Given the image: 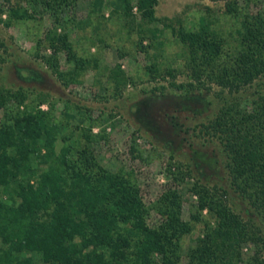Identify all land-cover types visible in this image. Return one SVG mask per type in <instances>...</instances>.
<instances>
[{
  "label": "trees",
  "instance_id": "16d2710c",
  "mask_svg": "<svg viewBox=\"0 0 264 264\" xmlns=\"http://www.w3.org/2000/svg\"><path fill=\"white\" fill-rule=\"evenodd\" d=\"M52 1L60 5L62 0ZM157 1L136 0L141 19L155 20ZM224 1L225 11L236 13L234 2ZM117 3L130 13V0ZM9 10L13 16L27 13ZM241 24L231 51L218 33L177 29L193 80L199 82L204 74L207 85L213 82L234 93L264 76V4L260 12L244 15ZM45 37L53 51L65 52L73 75L87 66L66 32L54 28ZM112 71L117 78L119 65ZM0 107V264H34L33 253L43 264L180 263L181 238L193 224L181 217L177 188L158 195L159 219L150 223L134 185L95 161L85 143L58 135L48 111L30 105L21 88L0 89ZM200 129L221 144L230 188L264 219V92L245 103L235 95L224 98ZM38 163L45 166L38 170ZM170 172L178 181L188 173L179 166ZM192 189L208 217L191 215L202 226L183 264H264L260 227L233 208L225 189L198 181Z\"/></svg>",
  "mask_w": 264,
  "mask_h": 264
},
{
  "label": "rangeland",
  "instance_id": "374dc122",
  "mask_svg": "<svg viewBox=\"0 0 264 264\" xmlns=\"http://www.w3.org/2000/svg\"><path fill=\"white\" fill-rule=\"evenodd\" d=\"M48 1L52 8L45 0H0V89L21 88L30 105L48 111L58 135L85 143L95 161L132 183L148 222L159 219L158 195L177 188L181 217L193 224L181 238L179 264L201 232L202 221L191 215L207 216L192 189L197 181L225 189L233 208L251 217L264 236V219L229 186L217 137L200 129L224 98L235 95L245 103L264 92V76L234 93L207 85L204 74L197 82L176 33L179 28L215 32L225 49L234 50L243 16L260 12L264 0H232L233 14L225 11L224 0H158L153 21L140 18L136 0H130L129 14L117 0ZM10 6L27 13L13 16ZM54 28L66 32L75 54L88 61L76 75L65 52L53 51L45 37ZM116 64L120 71L114 78ZM3 116L0 107V121ZM36 166L41 170L45 164ZM175 166L188 171L180 181L170 172ZM32 258L43 264L38 254Z\"/></svg>",
  "mask_w": 264,
  "mask_h": 264
}]
</instances>
